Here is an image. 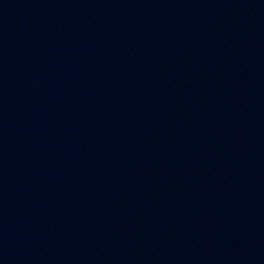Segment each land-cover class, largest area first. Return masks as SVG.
I'll use <instances>...</instances> for the list:
<instances>
[{
  "label": "water",
  "instance_id": "water-1",
  "mask_svg": "<svg viewBox=\"0 0 264 264\" xmlns=\"http://www.w3.org/2000/svg\"><path fill=\"white\" fill-rule=\"evenodd\" d=\"M240 0H0V264H165Z\"/></svg>",
  "mask_w": 264,
  "mask_h": 264
}]
</instances>
